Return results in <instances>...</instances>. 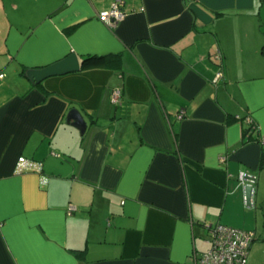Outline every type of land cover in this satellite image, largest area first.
Instances as JSON below:
<instances>
[{
	"label": "crops",
	"instance_id": "0c3cea01",
	"mask_svg": "<svg viewBox=\"0 0 264 264\" xmlns=\"http://www.w3.org/2000/svg\"><path fill=\"white\" fill-rule=\"evenodd\" d=\"M112 1L0 0V264H196L217 223L264 264V0H122L110 28Z\"/></svg>",
	"mask_w": 264,
	"mask_h": 264
},
{
	"label": "built area",
	"instance_id": "2783aa9c",
	"mask_svg": "<svg viewBox=\"0 0 264 264\" xmlns=\"http://www.w3.org/2000/svg\"><path fill=\"white\" fill-rule=\"evenodd\" d=\"M127 11L123 7L122 0H113L108 9L98 13V18L110 28H115L117 24L126 16ZM222 75L217 73V77ZM0 76H3L0 74ZM120 90L112 92V100L118 102ZM182 115L179 114V117ZM248 119H250L248 117ZM246 173L240 174L241 182H244ZM75 210V206L69 207V213ZM207 236L209 246L200 254L194 253L196 264H246L247 254L253 241L255 232L224 224L207 225Z\"/></svg>",
	"mask_w": 264,
	"mask_h": 264
},
{
	"label": "water",
	"instance_id": "95a60500",
	"mask_svg": "<svg viewBox=\"0 0 264 264\" xmlns=\"http://www.w3.org/2000/svg\"><path fill=\"white\" fill-rule=\"evenodd\" d=\"M80 69V61L75 53H69L64 58L53 62L49 65L40 68H30L26 71V75L29 80L33 83H39L45 78L54 75H63L69 72H73ZM67 122L76 126L81 133L86 130V121L81 115V113L73 108L67 113ZM244 181L246 182L244 187L246 204L252 205V198L255 190L257 189L256 183L258 177L251 174H245Z\"/></svg>",
	"mask_w": 264,
	"mask_h": 264
},
{
	"label": "trees",
	"instance_id": "16d2710c",
	"mask_svg": "<svg viewBox=\"0 0 264 264\" xmlns=\"http://www.w3.org/2000/svg\"><path fill=\"white\" fill-rule=\"evenodd\" d=\"M120 61L119 54H107L103 56H96V55H86L83 56L81 65L82 67H94L97 65H112V64H118ZM115 66V65H114ZM245 123L246 125L243 128V135L245 138H250L252 135V132L256 129V124L253 122V120L248 117H245ZM77 252L76 254H80L82 250H75Z\"/></svg>",
	"mask_w": 264,
	"mask_h": 264
}]
</instances>
